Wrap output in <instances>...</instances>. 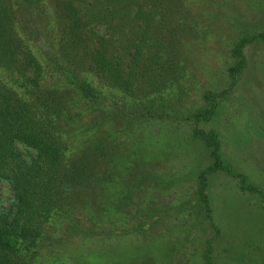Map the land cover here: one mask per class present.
<instances>
[{
    "label": "rangeland",
    "instance_id": "rangeland-1",
    "mask_svg": "<svg viewBox=\"0 0 264 264\" xmlns=\"http://www.w3.org/2000/svg\"><path fill=\"white\" fill-rule=\"evenodd\" d=\"M183 1L197 25L181 46L179 82L142 101L105 87L69 132L67 162H94L93 152L109 179L70 190L68 220L91 234L70 238L74 264H264V0ZM241 38L250 39L242 60ZM195 131L219 141L222 168L206 172L214 146ZM9 199L2 188L0 204Z\"/></svg>",
    "mask_w": 264,
    "mask_h": 264
},
{
    "label": "trees",
    "instance_id": "trees-1",
    "mask_svg": "<svg viewBox=\"0 0 264 264\" xmlns=\"http://www.w3.org/2000/svg\"><path fill=\"white\" fill-rule=\"evenodd\" d=\"M196 25L183 0H0V190L10 193L8 205L0 204V264H47L50 252L51 264H74L70 238L91 234L68 220L76 207L70 190L109 179L96 174L93 152L94 162H67L70 130L105 87L136 101L171 90ZM248 40L235 42L240 60ZM195 136L214 146L206 172L222 168L219 141ZM200 178L206 195L205 172Z\"/></svg>",
    "mask_w": 264,
    "mask_h": 264
}]
</instances>
